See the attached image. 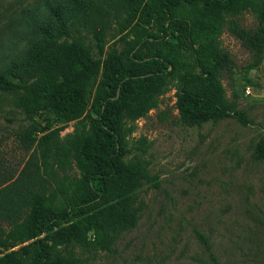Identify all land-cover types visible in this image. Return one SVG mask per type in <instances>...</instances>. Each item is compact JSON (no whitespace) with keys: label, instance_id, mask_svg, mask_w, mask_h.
Masks as SVG:
<instances>
[{"label":"trees","instance_id":"1","mask_svg":"<svg viewBox=\"0 0 264 264\" xmlns=\"http://www.w3.org/2000/svg\"><path fill=\"white\" fill-rule=\"evenodd\" d=\"M120 1L127 14L117 21L120 50L106 49L108 17L99 0H44L20 14L21 41L26 35L29 43L1 62L0 92L17 95L31 122L23 140L32 152L0 188V264H88L91 255L115 250L139 220L138 191L157 185L146 161L124 159L125 137L171 89L183 125L228 117L252 126L225 96L220 36L246 13L264 22V0ZM81 21L94 23L103 61L81 41L65 40ZM41 111L58 127H40L34 118ZM134 148L144 152L147 140ZM256 156L264 158V136Z\"/></svg>","mask_w":264,"mask_h":264},{"label":"rangeland","instance_id":"2","mask_svg":"<svg viewBox=\"0 0 264 264\" xmlns=\"http://www.w3.org/2000/svg\"><path fill=\"white\" fill-rule=\"evenodd\" d=\"M43 1L0 0V69L1 62L20 55L29 43L26 35L21 41L27 31L19 23L20 14ZM99 1L108 17L106 49L120 50L115 33L117 21L127 16L123 2ZM234 23L235 28L227 24L220 36L228 60L221 83L228 103L252 126L228 117L186 126L178 120L174 90L162 96L124 140V159L146 161L157 185L146 184L138 191L136 227L122 234L113 252L93 254L88 264H264V158L256 156L264 136V22L246 13ZM93 25L79 22L65 40L81 41L103 61ZM16 99L0 92V188L21 173L32 152L23 140L31 122ZM34 121L40 127H58L49 111H41ZM73 129L72 122L60 136ZM140 138L147 140L144 152L134 148Z\"/></svg>","mask_w":264,"mask_h":264},{"label":"built area","instance_id":"3","mask_svg":"<svg viewBox=\"0 0 264 264\" xmlns=\"http://www.w3.org/2000/svg\"><path fill=\"white\" fill-rule=\"evenodd\" d=\"M249 92V91H248Z\"/></svg>","mask_w":264,"mask_h":264}]
</instances>
